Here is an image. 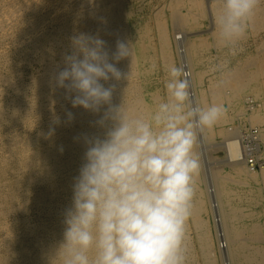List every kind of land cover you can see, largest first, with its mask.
Instances as JSON below:
<instances>
[{
	"label": "bare ground",
	"instance_id": "6f19581e",
	"mask_svg": "<svg viewBox=\"0 0 264 264\" xmlns=\"http://www.w3.org/2000/svg\"><path fill=\"white\" fill-rule=\"evenodd\" d=\"M217 10V0H0V264H50L84 162V137L103 136L95 122L104 109L73 108L55 85L70 37L79 33L98 35L110 53L117 40L132 45L133 57L117 64L128 80L105 84H116L115 105L124 99L132 111L151 108L172 64L184 68L196 103L224 104L226 115L197 149L187 264H264V5L235 56L216 46ZM204 59L212 68L223 64L217 79L200 70ZM244 128L255 131L258 170L240 148ZM211 149L223 158L209 162ZM235 198L261 210L243 212Z\"/></svg>",
	"mask_w": 264,
	"mask_h": 264
},
{
	"label": "clouds",
	"instance_id": "9594fccd",
	"mask_svg": "<svg viewBox=\"0 0 264 264\" xmlns=\"http://www.w3.org/2000/svg\"><path fill=\"white\" fill-rule=\"evenodd\" d=\"M217 4L216 46L238 55L264 0ZM70 45L55 85L73 108L104 109L95 122L103 136L84 137V162L50 264H187L186 223L201 169L197 149L226 115L224 104L196 103L184 68L172 64L164 94L151 108L132 111L124 99L115 105L116 84H105L128 80L117 64L133 57L132 45L117 40L110 53L104 40L86 33L70 37ZM66 116L74 119L72 112Z\"/></svg>",
	"mask_w": 264,
	"mask_h": 264
},
{
	"label": "rangeland",
	"instance_id": "374dc122",
	"mask_svg": "<svg viewBox=\"0 0 264 264\" xmlns=\"http://www.w3.org/2000/svg\"><path fill=\"white\" fill-rule=\"evenodd\" d=\"M203 66H200V70L204 71L207 75V76H211V75H214V77L217 79L220 71L218 70H214V68H212V65L213 63L212 62H208L206 59H204L203 61ZM224 71V70H223ZM207 85V80L205 82V86ZM215 141L216 142H220L219 139H216L215 138ZM211 152L209 153V162H214V161H218L219 159H222L223 158V154H222V151L219 149V150H210ZM212 159V160H211ZM223 170L225 171L226 168H223ZM230 189L234 192H236L237 190L235 189L234 186L230 185ZM238 193L242 196V197H249L250 195H248V190L245 189L244 193H242V189L240 187H238ZM243 194V195H242ZM236 199V198H235ZM233 202H235L240 208L241 210L243 209V212H248V211H260L261 208L260 206H256V209L254 208V206H248L245 202L242 201H239L238 198L236 200H233ZM260 219H264V216H261Z\"/></svg>",
	"mask_w": 264,
	"mask_h": 264
},
{
	"label": "built area",
	"instance_id": "2783aa9c",
	"mask_svg": "<svg viewBox=\"0 0 264 264\" xmlns=\"http://www.w3.org/2000/svg\"><path fill=\"white\" fill-rule=\"evenodd\" d=\"M243 134L240 136L239 143H240V148L244 154L245 157H247V165L254 170H258L259 165L258 163L254 160L253 157V147L252 143L250 141V136L253 134L255 131L249 130L248 128H244ZM255 152V151H254Z\"/></svg>",
	"mask_w": 264,
	"mask_h": 264
}]
</instances>
